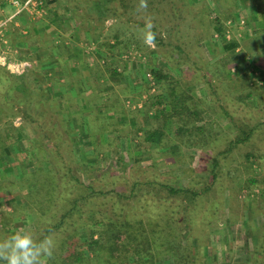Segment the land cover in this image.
<instances>
[{
	"label": "rangeland",
	"instance_id": "rangeland-1",
	"mask_svg": "<svg viewBox=\"0 0 264 264\" xmlns=\"http://www.w3.org/2000/svg\"><path fill=\"white\" fill-rule=\"evenodd\" d=\"M258 1L148 0L146 14L138 11L139 0H125L126 15L104 19L75 2L81 30L98 39L90 77L92 106L105 107L102 122L90 109L77 117L69 108L60 112L51 94L29 81L31 96L19 103V79L0 68V132L7 138L0 145V240L37 231L35 201L46 200L38 174L55 164L71 175L66 180L78 178L77 186L94 194L77 224H90V211L100 207L106 222L112 210L120 220L141 222L153 242L152 263L256 264L251 251L264 223V0ZM109 5L115 11L124 4ZM145 15L155 24L154 45L139 32ZM218 24L222 32L215 31ZM224 40L238 44L232 56ZM178 55L181 61H174ZM153 71L168 78L157 81ZM171 81L189 105L177 107L176 115L164 91ZM147 133L159 143L146 141ZM168 185L203 195L172 194ZM68 193L63 206L80 192ZM78 234V253L92 258L86 226Z\"/></svg>",
	"mask_w": 264,
	"mask_h": 264
},
{
	"label": "trees",
	"instance_id": "trees-1",
	"mask_svg": "<svg viewBox=\"0 0 264 264\" xmlns=\"http://www.w3.org/2000/svg\"><path fill=\"white\" fill-rule=\"evenodd\" d=\"M78 1L84 2L87 5L85 8L88 11L90 10L91 12H93V15L95 14V16L100 19L107 18L109 14H113V16L117 17L119 16L120 18V16H123L124 13L125 15L127 14V11L125 12V9H127V7L129 6L125 5V0H122L124 4L121 7L122 9L115 10L117 11L115 12L112 11L113 9L109 5L113 0H73L71 1V3L73 4V9H75L76 7L75 2ZM254 1L255 2H253L252 0L254 4L259 3L258 0ZM263 3L264 2L260 3V5H262L261 7H264ZM257 4L255 5L259 6ZM121 11H123L124 13H122ZM222 30L223 28L221 24H218L217 27L215 26L216 32H222ZM223 42L225 43L223 45V50L227 53L226 56H232L238 44L233 40H224ZM178 49L181 48L178 47ZM186 56L188 59L190 58L188 54ZM173 60L181 61V57L179 55L173 56ZM0 68L4 69L9 75L15 76L11 74V72L7 69V64L2 65L0 63ZM230 71L231 70L227 68V76H229ZM153 72L157 81L168 78L162 75L160 71ZM1 77L0 81L3 80V77ZM16 77L19 79V81L15 83L17 85L14 88V90H18L16 101L18 100L19 103L25 102L26 99L31 96L28 84L25 81V76ZM171 83H168V87H166V90L164 91H167L169 93V106L173 109L172 113H170L172 115H176L177 107L184 106L185 109H188L189 105L184 93L174 88L175 84H173L172 81ZM211 83L212 82H207L206 85L208 86V89L210 88L211 91H213V86L211 85ZM176 84L179 86L180 82H177ZM214 95H217L216 92H214ZM4 103L6 105L5 99ZM224 115L227 116L226 111H224ZM168 117L172 116L170 115ZM180 121H182V128H184L186 123H183V119H180ZM249 135L250 133L246 134V137H244L242 140L236 141L235 144L247 141L249 139ZM145 140L153 143H159L160 137L157 134L147 133L145 136ZM42 157L43 155H40V158ZM49 167L50 172L43 174L41 171L38 174L39 176H44L43 180L38 182L39 186L41 187L40 190L45 191H43V194L45 195L46 200L35 201L37 207L36 211H38V227L37 231L34 232L33 235L37 238H42L45 235H51L55 238L56 241L60 239L62 233L64 234V232H66V235H68L66 236L64 234L65 236L62 237V240H60L57 244L58 246L55 249L54 257L51 261H49V264H157L156 262L152 263V260L149 258L153 257V253L151 252V246L153 242H150V240L147 238L141 222H138L139 226L137 227V224L128 222L126 218L125 220H120L116 213H114L115 210H112L113 217L108 219L106 222L103 219V211H101L102 209L100 207L98 208V210L93 209L90 211V224L86 222L77 224V220L82 217H80L79 215L84 214L83 212H80V210L83 209L82 204L89 200V198H91V196H93L94 194L93 192H91L93 195L90 193H85V189L79 188L77 186V184H80L78 178H72V180L74 179L73 185L72 182L69 181L71 175L67 176V178L64 175H61L60 168L57 165L53 164L51 166L49 165ZM53 183L56 185L53 186ZM69 183H71V185H69ZM210 187L211 185L206 188V191H208ZM164 188L168 189L172 194L177 195H189L192 197L203 195V192H196L191 189L173 190L169 185L164 186ZM67 189L70 191H67ZM77 189L78 192H80L79 196L71 198L68 205L63 206V202L65 201L64 193L69 192L71 194L72 192H74V190ZM32 194L26 195L25 198L31 199L33 197ZM97 206H99V204H97ZM60 209L64 210H61L60 213ZM262 212V214H264V207L262 209ZM82 226H86V229L89 231L88 238H86L85 241H88L87 245L93 251L92 258H88V256L79 254L77 250L78 246H81L80 234L77 235V233L80 229H82ZM140 227H142L143 232ZM259 229L260 230L257 234V245L255 246V249L251 251V263L256 262V264H264V223L260 225ZM77 236L78 242L76 241L77 245H74L72 241H75ZM0 237H2V233H0ZM130 254L136 255L138 258L133 259L131 258ZM0 264H4V262L0 261Z\"/></svg>",
	"mask_w": 264,
	"mask_h": 264
},
{
	"label": "crops",
	"instance_id": "crops-1",
	"mask_svg": "<svg viewBox=\"0 0 264 264\" xmlns=\"http://www.w3.org/2000/svg\"><path fill=\"white\" fill-rule=\"evenodd\" d=\"M71 1L42 0L40 15L17 13L11 5L0 1V22L7 20L0 42V57L6 59L11 74L25 76L26 82L42 86L50 93L51 102L60 112L69 108V115L77 117L90 109V117L97 111L99 114H95L102 122L105 107L92 106L94 85L90 77L98 64L93 50L98 39H87L95 36H90L91 31L81 30ZM13 68L22 73H13ZM100 83H103L101 79ZM88 118L86 115L85 124H88ZM1 133L4 131L0 136ZM5 139L0 137V145ZM9 144L8 148H12Z\"/></svg>",
	"mask_w": 264,
	"mask_h": 264
},
{
	"label": "clouds",
	"instance_id": "clouds-1",
	"mask_svg": "<svg viewBox=\"0 0 264 264\" xmlns=\"http://www.w3.org/2000/svg\"><path fill=\"white\" fill-rule=\"evenodd\" d=\"M148 0H139L138 11L147 14ZM153 18L145 15L143 27L139 29L146 45H154L157 33ZM57 241L51 235L37 238L31 231L21 230L0 240V261L4 264H49L54 257Z\"/></svg>",
	"mask_w": 264,
	"mask_h": 264
},
{
	"label": "built area",
	"instance_id": "built-area-1",
	"mask_svg": "<svg viewBox=\"0 0 264 264\" xmlns=\"http://www.w3.org/2000/svg\"><path fill=\"white\" fill-rule=\"evenodd\" d=\"M2 3L11 5L17 13H29V14H42L41 12V6L43 5L42 0H0ZM7 24V20H3L0 22V42H2V32L3 27ZM0 63L2 65L8 63L5 58L0 57ZM13 73L21 74L22 71H18L15 68H13Z\"/></svg>",
	"mask_w": 264,
	"mask_h": 264
}]
</instances>
